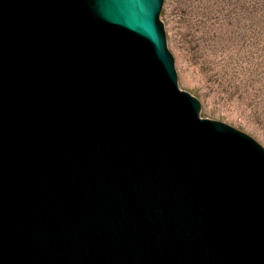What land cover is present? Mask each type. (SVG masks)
Instances as JSON below:
<instances>
[{
    "label": "water",
    "instance_id": "obj_1",
    "mask_svg": "<svg viewBox=\"0 0 264 264\" xmlns=\"http://www.w3.org/2000/svg\"><path fill=\"white\" fill-rule=\"evenodd\" d=\"M163 0H0V264H264V147L180 88Z\"/></svg>",
    "mask_w": 264,
    "mask_h": 264
},
{
    "label": "rangeland",
    "instance_id": "obj_2",
    "mask_svg": "<svg viewBox=\"0 0 264 264\" xmlns=\"http://www.w3.org/2000/svg\"><path fill=\"white\" fill-rule=\"evenodd\" d=\"M180 88L264 147V0H163Z\"/></svg>",
    "mask_w": 264,
    "mask_h": 264
}]
</instances>
